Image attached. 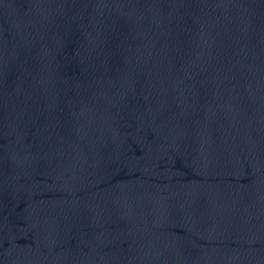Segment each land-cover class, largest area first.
Instances as JSON below:
<instances>
[{
  "label": "water",
  "instance_id": "95a60500",
  "mask_svg": "<svg viewBox=\"0 0 264 264\" xmlns=\"http://www.w3.org/2000/svg\"><path fill=\"white\" fill-rule=\"evenodd\" d=\"M0 264H264V0H0Z\"/></svg>",
  "mask_w": 264,
  "mask_h": 264
}]
</instances>
